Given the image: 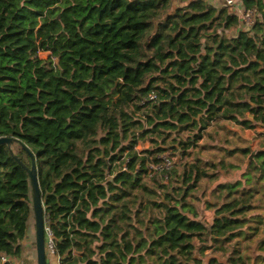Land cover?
<instances>
[{
    "label": "trees",
    "instance_id": "1",
    "mask_svg": "<svg viewBox=\"0 0 264 264\" xmlns=\"http://www.w3.org/2000/svg\"><path fill=\"white\" fill-rule=\"evenodd\" d=\"M240 4L258 14L247 29L210 0H0V137L15 139L0 145V264L23 257L34 222L23 144L61 264H203L208 250L207 264H264V132L255 152L220 148L251 162L211 223L190 199L229 167L200 141L264 128V0ZM163 155L174 166L151 169Z\"/></svg>",
    "mask_w": 264,
    "mask_h": 264
},
{
    "label": "rangeland",
    "instance_id": "2",
    "mask_svg": "<svg viewBox=\"0 0 264 264\" xmlns=\"http://www.w3.org/2000/svg\"><path fill=\"white\" fill-rule=\"evenodd\" d=\"M216 7L224 6L225 0H210ZM241 2V0H239ZM176 5H184L187 3H181L180 0H175ZM230 9V6H228ZM242 7V6H241ZM239 7L238 9H231L234 13L239 14L241 17V11L244 10V8ZM241 8V11L239 9ZM258 15V14H257ZM244 25V22L242 23ZM247 26V25H246ZM248 28V26H247ZM229 35L233 34L231 31H227ZM48 54L44 53V58H47ZM252 116V115H251ZM223 124V121H217L215 123H212L208 128V132H213L214 128L219 127V125ZM228 130L231 131L226 133L227 128L222 130L219 135H215L214 138L221 139V142L219 143L218 140L212 141V138L206 137L203 141L199 142V145H202L206 140H209L210 144H214L215 148H212L210 151L207 152L206 155L199 154L198 157H200L203 160H208V157H211L212 154L215 155L216 162H219L220 160L224 159L225 163L227 164L228 171L221 170L222 168H218L216 170H212L210 174L211 176L202 178L198 185L195 187V189L191 192L190 199L192 202H194L199 209V212H203L201 215V218L207 222L210 220L212 221L215 214L216 207L224 202L225 200V192L223 188H221L222 184L229 183V182H235L237 180H241L242 182L245 181L243 178V172L247 170V166L251 162V155L243 156L241 153H237L233 156H230L229 158L226 157V153L222 152L220 148L227 147V148H235L236 146L241 147H248L251 148L254 152L257 148H259L261 139L257 137L260 132H264V128L262 126H256V129H241L240 127L236 126L235 124L231 122L226 123ZM243 132L245 135L241 134ZM238 133V135L236 134ZM224 134H227L229 137V143L225 142ZM206 135V134H205ZM237 135V136H236ZM209 136V135H206ZM239 136V137H238ZM149 142H138L136 145V149L139 151L144 150L149 146ZM197 153H193V157ZM224 157V158H223ZM239 165V168H238ZM218 174L217 176H215ZM151 176V174H150ZM264 183V181H263ZM264 204V198L258 197L255 201V205H259L262 207ZM213 206V207H212ZM210 207V208H208ZM207 208V211L205 210ZM256 212V211H252ZM251 212V214H253ZM214 213V214H213ZM210 244V243H208ZM24 255L23 264H36L37 262V253H36V245H35V228H34V222L31 221L29 235L27 239L24 241ZM252 252H257L253 250ZM251 252V253H252ZM199 256V252H197ZM212 255V250H208L205 252V256H202L200 254V257L203 258V264L209 262V258ZM56 256L54 254L49 253L47 259L48 263L51 264V261L54 263ZM222 260V259H221ZM253 263V262H252Z\"/></svg>",
    "mask_w": 264,
    "mask_h": 264
},
{
    "label": "water",
    "instance_id": "3",
    "mask_svg": "<svg viewBox=\"0 0 264 264\" xmlns=\"http://www.w3.org/2000/svg\"><path fill=\"white\" fill-rule=\"evenodd\" d=\"M176 8L177 5L174 6V9ZM14 140L15 139L10 136L0 137V145L6 144L9 146V148H12V143L14 142ZM23 147L27 150V152L32 158L31 166H28L26 163H24L17 154L13 153V156L26 169V171L30 176L37 264H48V259H47L48 255H47V246H46L45 204L43 201V196L40 188L36 156L27 145L23 144ZM216 165L219 166V162H216ZM224 216H228V214H224ZM215 217L217 216L215 215L214 218Z\"/></svg>",
    "mask_w": 264,
    "mask_h": 264
},
{
    "label": "built area",
    "instance_id": "4",
    "mask_svg": "<svg viewBox=\"0 0 264 264\" xmlns=\"http://www.w3.org/2000/svg\"><path fill=\"white\" fill-rule=\"evenodd\" d=\"M187 1H196V0H187ZM226 6H230V9L232 7V9L236 10L239 7H241L242 5L240 4L239 0H226ZM241 8L239 9V11H241ZM241 13H242L241 17H240L239 14L238 15H239V17L241 19V22L242 23L244 22V26H245L246 29H247V26H248V28L251 27L254 24L256 18L258 17L257 12H256L255 9L247 10V9L244 8V10L241 11ZM40 54L44 55V52L41 51ZM155 98H156L155 94H153V93L150 94L149 99H155ZM162 158L164 160V163L158 164V165H151L150 168L151 169H155V170H160V169L170 168V167L174 166L175 162H174V160L172 158L166 157L165 155H163ZM126 168L127 167L125 166L124 170ZM46 232L48 233V235H47L48 236V238H47L48 242L46 244V246H47V255H49V253H51V254H54L56 256V258H57V260L55 258L56 261L54 263L51 261V264H61V258L54 251L53 240H52V232H51L49 227H46ZM6 262H9L11 264H23L24 259L23 258L12 257V256H7V255L1 256V264H4Z\"/></svg>",
    "mask_w": 264,
    "mask_h": 264
},
{
    "label": "crops",
    "instance_id": "5",
    "mask_svg": "<svg viewBox=\"0 0 264 264\" xmlns=\"http://www.w3.org/2000/svg\"><path fill=\"white\" fill-rule=\"evenodd\" d=\"M225 5H226V0H225V3H224ZM176 6V5H175ZM242 27H245L243 24L241 25ZM195 206H196V204L194 203V202H192ZM224 202H222L221 204H219L217 207H216V209L217 208H219V207H221V205L223 204ZM197 207V206H196ZM213 207V206H212ZM208 208H210V207H208ZM198 209V208H197ZM215 209V210H216ZM205 210L207 211V208H205ZM198 211H199V209H198ZM200 214H203V212H202V210H201V212H199ZM214 214V213H213ZM201 216V215H200ZM214 216H215V214H214ZM212 221L210 220L209 221V223H211ZM56 260H57V258H56ZM205 264V263H204ZM207 264V263H206Z\"/></svg>",
    "mask_w": 264,
    "mask_h": 264
},
{
    "label": "flooded vegetation",
    "instance_id": "6",
    "mask_svg": "<svg viewBox=\"0 0 264 264\" xmlns=\"http://www.w3.org/2000/svg\"><path fill=\"white\" fill-rule=\"evenodd\" d=\"M247 130V129H246ZM241 134H243V135H245L243 132H241ZM244 148H248V147H244ZM249 149H251V148H249ZM253 151V150H252ZM254 152V151H253Z\"/></svg>",
    "mask_w": 264,
    "mask_h": 264
}]
</instances>
